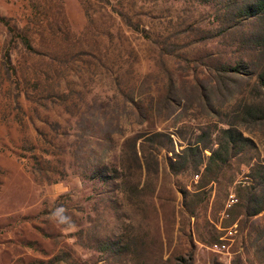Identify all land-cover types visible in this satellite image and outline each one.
Segmentation results:
<instances>
[{
    "label": "rangeland",
    "instance_id": "374dc122",
    "mask_svg": "<svg viewBox=\"0 0 264 264\" xmlns=\"http://www.w3.org/2000/svg\"><path fill=\"white\" fill-rule=\"evenodd\" d=\"M252 1L0 0V264H264Z\"/></svg>",
    "mask_w": 264,
    "mask_h": 264
},
{
    "label": "clouds",
    "instance_id": "9594fccd",
    "mask_svg": "<svg viewBox=\"0 0 264 264\" xmlns=\"http://www.w3.org/2000/svg\"><path fill=\"white\" fill-rule=\"evenodd\" d=\"M69 194H72V187L63 181H58L49 185L45 193L46 198L53 204L49 215V221L61 235H70L78 228L69 210L63 205L55 203L61 197Z\"/></svg>",
    "mask_w": 264,
    "mask_h": 264
},
{
    "label": "trees",
    "instance_id": "16d2710c",
    "mask_svg": "<svg viewBox=\"0 0 264 264\" xmlns=\"http://www.w3.org/2000/svg\"><path fill=\"white\" fill-rule=\"evenodd\" d=\"M246 9L247 12L253 15L257 13H262L264 12V0H255L254 2L252 1L250 4L249 3L247 4ZM263 39H264V33H263ZM257 80L264 91V69H262L257 74Z\"/></svg>",
    "mask_w": 264,
    "mask_h": 264
},
{
    "label": "built area",
    "instance_id": "2783aa9c",
    "mask_svg": "<svg viewBox=\"0 0 264 264\" xmlns=\"http://www.w3.org/2000/svg\"><path fill=\"white\" fill-rule=\"evenodd\" d=\"M229 198H230V202H232L231 197ZM212 247L215 250H221L222 248H224V244L223 243H213Z\"/></svg>",
    "mask_w": 264,
    "mask_h": 264
}]
</instances>
